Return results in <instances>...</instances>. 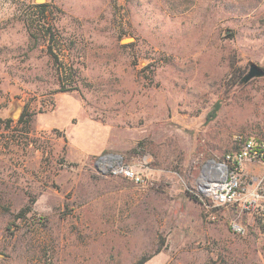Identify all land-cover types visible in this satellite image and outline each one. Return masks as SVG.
Here are the masks:
<instances>
[{
	"label": "rangeland",
	"instance_id": "obj_1",
	"mask_svg": "<svg viewBox=\"0 0 264 264\" xmlns=\"http://www.w3.org/2000/svg\"><path fill=\"white\" fill-rule=\"evenodd\" d=\"M251 63L264 0H0V264H264V166L242 168L249 210L210 220L197 192L264 141Z\"/></svg>",
	"mask_w": 264,
	"mask_h": 264
},
{
	"label": "built area",
	"instance_id": "obj_2",
	"mask_svg": "<svg viewBox=\"0 0 264 264\" xmlns=\"http://www.w3.org/2000/svg\"><path fill=\"white\" fill-rule=\"evenodd\" d=\"M237 148L228 152L219 160H208L204 167L197 188L200 201L210 220H215L219 210L237 205L241 210H249L256 203L258 196L252 194L249 199L240 193V174L247 163H259L264 166V141L255 138H238ZM101 171L110 176L122 177L138 185H146L147 178L138 174L131 166L117 158L107 157L102 161ZM236 234H243V228L232 223Z\"/></svg>",
	"mask_w": 264,
	"mask_h": 264
},
{
	"label": "water",
	"instance_id": "obj_3",
	"mask_svg": "<svg viewBox=\"0 0 264 264\" xmlns=\"http://www.w3.org/2000/svg\"><path fill=\"white\" fill-rule=\"evenodd\" d=\"M43 0H37L38 3L42 2ZM264 76V71L261 67L257 66L256 64L251 63L248 67L247 73L241 77L240 83L246 84L250 80L255 78H260Z\"/></svg>",
	"mask_w": 264,
	"mask_h": 264
},
{
	"label": "trees",
	"instance_id": "obj_4",
	"mask_svg": "<svg viewBox=\"0 0 264 264\" xmlns=\"http://www.w3.org/2000/svg\"><path fill=\"white\" fill-rule=\"evenodd\" d=\"M37 8H42L43 5H37L36 6ZM17 123L18 124H28V115H27V112L26 111H23L20 116H19V119L17 120ZM195 200H198V198L196 196H192ZM144 263V260H140L138 261L136 264H143Z\"/></svg>",
	"mask_w": 264,
	"mask_h": 264
}]
</instances>
